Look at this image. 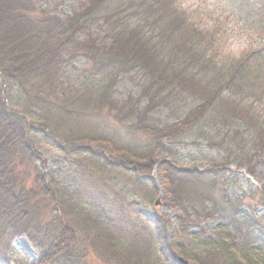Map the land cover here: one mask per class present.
<instances>
[{"label": "trees", "instance_id": "obj_1", "mask_svg": "<svg viewBox=\"0 0 264 264\" xmlns=\"http://www.w3.org/2000/svg\"><path fill=\"white\" fill-rule=\"evenodd\" d=\"M61 6L0 0V264H8L13 242L23 236L38 251L35 264H96L97 257L182 264L162 237L163 220L143 216L127 200L143 197L147 173L161 164L159 152L185 139L203 140L223 158L204 170L163 163L165 203L180 211L181 232L217 219L223 236L202 255H183L195 264H241L230 244H260L253 231L262 225L246 223L239 203L216 201L214 170L245 165L254 176L256 164H264V49L253 43L238 55L228 51L225 14L205 19L180 0H79L67 13ZM94 28L102 29L104 42ZM78 61V79L66 84L64 75ZM123 76L140 88L137 98H113ZM158 108L174 123L154 121L150 114ZM213 114L220 120L209 124ZM96 171L115 173L119 187L134 179L136 190L128 193L112 187L117 214L96 205L99 195L109 200L116 183ZM71 176L83 177L86 194L76 188L78 179L69 184ZM260 198L264 204V188ZM128 206L134 216L119 217Z\"/></svg>", "mask_w": 264, "mask_h": 264}, {"label": "rangeland", "instance_id": "obj_2", "mask_svg": "<svg viewBox=\"0 0 264 264\" xmlns=\"http://www.w3.org/2000/svg\"><path fill=\"white\" fill-rule=\"evenodd\" d=\"M47 1V0H46ZM79 0H55L56 3H61L62 6L60 10L62 13H67L73 8ZM183 7L187 10L204 16L205 19H208V15L212 16L213 21L215 20L214 15H219L221 13L225 14V24H223V42L227 44L226 49L228 51L235 52L237 55L247 48L251 44H257V47L264 49V0H180ZM52 6V2L50 3ZM207 15V16H206ZM93 35L99 43L104 42V33L100 28L93 29ZM249 48V47H248ZM264 58V50L262 51ZM82 62L78 61L72 66L64 75V82L74 83L79 77V70L81 68ZM75 68V70H74ZM140 88L131 83L126 76L120 78L117 86L114 89L113 98L118 101H126L129 97L137 98L140 95ZM146 106L145 100L142 103V107ZM221 112H227V108L224 107ZM215 113V112H214ZM150 117L162 124L168 125L174 123V120L171 118L170 113L163 108H158L154 110ZM216 119L209 121V124H212L213 121L216 122L219 116L214 115ZM226 119H224L225 121ZM100 125L102 124L99 121ZM106 128L111 127L110 122L103 123ZM233 125L235 129L242 127L241 120H233ZM211 129L207 127L205 133H209ZM202 132V131H201ZM121 138H125L123 133L120 131ZM192 137V136H191ZM199 137V132H198ZM195 137H192V139ZM167 151L159 152V159L161 164L156 165L153 169L147 173L148 184L145 186L146 189H143V197L136 196L130 198L129 202H137L138 207L141 208L143 216L146 213L151 219L159 218L163 220V238H167V243H170L173 247V252L175 254V259L178 261V258H182L188 262V264H195L191 260H187L183 253L193 254V255H202L209 251L212 246V242L215 241L218 237H221V231L219 227L221 222L217 219L206 220L202 225V229H192L186 233L180 231L177 226V221L179 219V210L176 207H173V204L166 205L165 198L167 197L168 189L170 188L165 179L163 173L164 167L162 168L163 163L175 164L179 169H188V170H204L207 169L210 162L220 161L223 158L222 150H211L206 144L205 141L195 139H185L183 142L175 145H167ZM51 156L53 158L58 157L57 153L51 150ZM226 170L224 165H218V168L215 171V175L219 176L217 183H213L216 186L215 189V198L219 202L221 197H223L224 202L227 198L232 203H239V211L242 215L248 220L245 222L249 224L251 221L259 220L261 227H258L253 231L255 235H261V243L254 244L252 247L245 248L239 242L230 244L231 250L236 256L238 262L241 264H247L249 260H253L258 264H264V204L261 201V192L264 186V164H256L255 169L253 170L254 176H251L248 172V168L245 165L237 166V164L229 165ZM95 176H113L116 178V183L111 185V190L109 191V200L101 199V195L96 199V205L99 207H106L109 212L115 210L114 213H118L115 209L116 204H112V187L115 189L122 190L125 189L127 193L129 191L136 190L133 185L132 177L127 178V181L121 180L122 186L119 187L117 184V175L115 173L101 175L96 171ZM72 184L78 179V191L83 195L84 188L86 186L82 176H71ZM85 178V177H84ZM92 179V178H90ZM130 183V185H129ZM155 189V192H151L150 189ZM83 198V197H82ZM125 202L127 206L128 202ZM157 203V205H156ZM206 204V206H209ZM55 206V202H54ZM56 207V206H55ZM115 207V208H114ZM119 217L134 216L133 209L128 206L123 208V212H120ZM63 220H61L62 222ZM73 221L68 219V223L72 224ZM169 222V223H168ZM64 223V222H63ZM246 230V226H244ZM92 239L89 238L86 240V246L90 247L92 251L93 243ZM94 242V241H93ZM94 247V246H93ZM11 259H9L8 264H35L38 261V251L30 244L26 237H21L13 242L11 246ZM93 255V256H92ZM90 257H96L92 252ZM89 258V255L86 256ZM100 260H96V259ZM95 261L96 264H114L104 258L97 257ZM88 264H94L90 259H86ZM3 264V263H1Z\"/></svg>", "mask_w": 264, "mask_h": 264}, {"label": "water", "instance_id": "obj_3", "mask_svg": "<svg viewBox=\"0 0 264 264\" xmlns=\"http://www.w3.org/2000/svg\"><path fill=\"white\" fill-rule=\"evenodd\" d=\"M156 205H157V203H156ZM178 261H179L180 263H182V264H188V262L185 261V260L182 259V258H178Z\"/></svg>", "mask_w": 264, "mask_h": 264}]
</instances>
